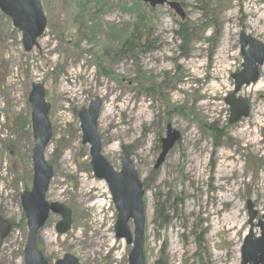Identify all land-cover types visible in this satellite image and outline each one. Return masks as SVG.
<instances>
[{"label":"rangeland","instance_id":"1","mask_svg":"<svg viewBox=\"0 0 264 264\" xmlns=\"http://www.w3.org/2000/svg\"><path fill=\"white\" fill-rule=\"evenodd\" d=\"M175 1L185 20L141 0H42L48 26L31 53L0 12V219L14 227L0 264H25L21 196L32 189L35 146L29 96L40 83L53 135L47 199L72 211L68 234L56 232L57 215L41 234L52 262L69 253L80 264H129L132 247L116 239L118 213L82 144L78 113L98 97L102 155L119 172L127 147L146 191L145 264H242L249 201L254 224L264 220V66L240 93L248 119L230 125L225 99L242 70L241 32L264 44V0ZM133 34L131 51L122 52ZM168 125L181 140L155 170ZM129 227L133 233V221Z\"/></svg>","mask_w":264,"mask_h":264},{"label":"water","instance_id":"2","mask_svg":"<svg viewBox=\"0 0 264 264\" xmlns=\"http://www.w3.org/2000/svg\"><path fill=\"white\" fill-rule=\"evenodd\" d=\"M151 8L168 6L182 20L186 19L184 9L174 0H141ZM0 12L8 18L13 27L21 33L25 53H31L39 48L38 40L44 36L48 21L45 16L42 0H0ZM240 48L243 57L242 70L233 74L234 91L226 99L229 107V124L235 125L250 116L247 100L240 96L244 87L255 85L260 80V69L264 66V44L244 32L240 34ZM31 105L32 132L35 138L33 150V185L32 190L21 196L22 209L26 215L28 237L25 247V264H48L43 254L37 248V235L44 227L50 213L60 215L62 220L57 225L59 234H65L71 227L72 213L64 205L48 203L46 197L53 178V167L46 161V149L52 140V125L49 114L51 105L46 101L44 84H35L29 96ZM102 107L97 97L78 113L82 131V144L90 146V156L95 176L104 180L111 193L114 207L118 213L115 225V235L118 240H125L132 246L129 255L130 264H145L144 262V196L145 189L134 166L130 151L122 148L121 172H117L102 155V142L97 126ZM165 139L162 140V151L155 165L158 170L164 163L175 145L181 139L180 133L168 128ZM249 212L250 233L242 246V264H264V220L254 224L257 211L254 204L247 203ZM264 219V216H263ZM133 221L134 232L130 231L129 223ZM260 230V236H255L254 229ZM12 229L10 222L0 219V251L3 242ZM57 264H79L77 259L67 255Z\"/></svg>","mask_w":264,"mask_h":264},{"label":"flooded vegetation","instance_id":"3","mask_svg":"<svg viewBox=\"0 0 264 264\" xmlns=\"http://www.w3.org/2000/svg\"><path fill=\"white\" fill-rule=\"evenodd\" d=\"M46 30H47V28H46ZM46 32V31H45ZM44 35H45V33H44ZM44 37V36H43ZM42 37V38H43ZM41 38V39H42ZM38 43H39V41H38ZM40 48V47H39ZM38 48V49H39ZM261 100H264V95H261ZM247 103H248V105H249V102L247 101ZM249 107H250V105H249ZM251 109V108H250ZM250 114H251V110H250ZM169 126H171V125H168L167 126V130H168V128H169ZM98 127V126H97ZM172 127V126H171ZM173 129V128H172ZM167 133H168V131H167ZM181 140V139H180ZM179 140V141H180ZM161 144H162V141H161ZM123 148V147H122ZM129 150V149H128ZM172 151V150H171ZM122 154H123V152H122ZM130 154H131V152H130ZM169 155V154H168ZM91 157V156H90ZM131 157H132V155H131ZM168 157V156H167ZM122 158H123V156H122ZM132 160H133V158H132ZM47 161V160H46ZM48 162V161H47ZM165 162H166V160H165ZM133 163H134V161H133ZM91 164H92V159H91ZM164 165V164H163ZM162 165V166H163ZM135 166V165H134ZM161 166V167H162ZM160 167V168H161ZM159 168V169H160ZM34 169V168H33ZM92 169H93V167H92ZM119 172H121V170L119 171ZM94 173V172H93ZM94 176H95V174H94ZM53 178H54V171H53ZM53 178H52V180H53ZM95 178L96 179H98L96 176H95ZM141 178V177H140ZM52 180H51V182H52ZM99 180V179H98ZM100 181H104V180H100ZM107 184V183H106ZM32 185H33V183H32ZM51 185V184H50ZM108 186V185H107ZM143 187H144V185H143ZM49 189H50V187H49ZM32 190V189H31ZM30 190V191H31ZM108 190H109V188H108ZM25 192H27V191H25ZM24 193V192H23ZM48 193H49V191H48ZM48 193H47V196H48ZM109 193H110V191H109ZM110 195H111V193H110ZM111 198H112V196H111ZM46 199H47V197H46ZM47 201H48V199H47ZM112 202H113V199H112ZM48 203H50L49 201H48ZM51 204V203H50ZM57 204H59V203H57ZM22 205V204H21ZM113 205H114V203H113ZM65 206V205H64ZM104 206V205H103ZM66 207V206H65ZM68 208V207H67ZM69 209V208H68ZM70 210V209H69ZM71 211V210H70ZM24 212V211H23ZM71 213H72V211H71ZM25 214V213H24ZM51 215H55V214H51L50 213V215H49V218H48V220L46 221V223H45V225H44V227L43 228H41L40 230H39V232H38V235H37V248H38V250L43 254V256H44V258L46 259V261H47V263L48 264H57L59 261H62V260H64L65 259V256H67V255H70V256H72V257H74L72 254H69V253H66V254H64L61 258H59V259H55L53 262H52V260L46 255V253H45V247H44V237L41 235L42 234V232H44V230H45V227H46V225H47V223H48V221H49V219H50V216ZM57 216H59L60 218H61V216L60 215H57ZM105 216V215H104ZM118 217V216H117ZM25 218H26V215H25ZM2 219V218H1ZM61 220H62V218H61ZM9 222V221H8ZM59 222H61V221H59ZM58 222V223H59ZM117 222V221H116ZM131 222V221H130ZM26 223H27V219H26ZM58 223H57V225H58ZM11 225H12V229H11V232H12V230H13V224L12 223H10ZM57 225H56V232L58 233V231H57ZM115 225H116V223H115ZM27 229H28V227H27ZM71 229H72V223H71V227H70V229L65 233V234H59L58 233V235H60V236H65L66 234H68L70 231H71ZM114 231H115V228H114ZM11 232H10V234H11ZM10 234H9V236H10ZM8 236V237H9ZM7 237V238H8ZM27 237H28V235H27ZM97 237V236H96ZM6 238V239H7ZM5 239V240H6ZM117 239V238H116ZM118 240V239H117ZM119 241H121V240H119ZM5 243V241L3 242V244ZM26 243H27V241H26ZM126 243V242H125ZM3 244H2V246H3ZM127 244V243H126ZM129 247H132V246H130V245H128ZM25 247H26V245H25ZM114 246H112L111 247V251H112V253H117V251H115L114 250ZM1 249H2V247H1ZM1 252V251H0ZM24 252H25V249H24ZM130 255V254H129ZM74 258H76V257H74ZM77 259V258H76ZM24 260H25V254H24ZM77 261H78V259H77ZM128 262H129V257H128ZM144 262H145V260H144ZM78 263H79V261H78ZM80 264V263H79ZM129 264H130V262H129Z\"/></svg>","mask_w":264,"mask_h":264},{"label":"bare ground","instance_id":"4","mask_svg":"<svg viewBox=\"0 0 264 264\" xmlns=\"http://www.w3.org/2000/svg\"><path fill=\"white\" fill-rule=\"evenodd\" d=\"M111 117H112V111L107 110V111L104 112V119L105 120H109V119H111ZM89 182H90V179H88L87 181H85L84 184H83V186H86L87 187ZM94 194L95 193H93V195ZM101 204H104V202H102ZM150 212H151V210L148 209V213H150ZM97 235L99 236L100 234H97ZM95 245L97 246V244H92L91 247L93 248ZM90 263L91 264H95V259H90Z\"/></svg>","mask_w":264,"mask_h":264},{"label":"trees","instance_id":"5","mask_svg":"<svg viewBox=\"0 0 264 264\" xmlns=\"http://www.w3.org/2000/svg\"><path fill=\"white\" fill-rule=\"evenodd\" d=\"M140 20H141V22H143L144 21V17H141ZM137 39L138 38L135 36V34H133L132 37L130 38V40L126 42L125 49H123L122 52H125V51L129 52V51H131V48L133 47V44L135 43V41Z\"/></svg>","mask_w":264,"mask_h":264}]
</instances>
